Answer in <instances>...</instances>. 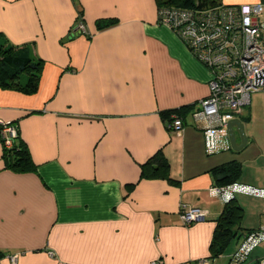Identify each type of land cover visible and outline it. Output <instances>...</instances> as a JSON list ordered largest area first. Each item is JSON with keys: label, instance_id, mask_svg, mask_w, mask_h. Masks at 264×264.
<instances>
[{"label": "crops", "instance_id": "obj_1", "mask_svg": "<svg viewBox=\"0 0 264 264\" xmlns=\"http://www.w3.org/2000/svg\"><path fill=\"white\" fill-rule=\"evenodd\" d=\"M158 14L156 0H0L2 38L44 62L36 94L0 88V121L19 123L37 166L6 170L0 137V254H19L16 264H231L233 254L210 259L224 207L215 171L238 162L259 172L262 151L252 131L240 153L226 137L207 150L192 114L211 75ZM108 20L117 23L99 31ZM81 22L87 34L71 38ZM191 106L171 131L163 113ZM160 151L172 183L141 179ZM183 205L206 217L183 225Z\"/></svg>", "mask_w": 264, "mask_h": 264}, {"label": "built area", "instance_id": "obj_2", "mask_svg": "<svg viewBox=\"0 0 264 264\" xmlns=\"http://www.w3.org/2000/svg\"><path fill=\"white\" fill-rule=\"evenodd\" d=\"M264 4L220 5L207 10H183L163 8L159 10L158 25L171 30L203 64L211 75L210 94L199 102L193 112L196 122L204 125L203 134L207 150L213 151L218 137L228 139V123L243 115L252 104V97L264 85H255V75L264 70ZM76 32L87 34L81 22ZM170 130L181 132L183 117L172 115ZM1 137L10 148L17 137L12 123L0 121ZM224 204L237 194L264 200V188L243 184L211 190ZM181 221L190 226L203 220L206 213L198 208L181 207ZM264 243V226L248 235L232 257L236 263L244 262L252 252ZM19 254L6 255L11 264L18 262ZM2 258H0L1 260ZM154 264H160L155 262ZM201 264H207L206 260ZM260 264H264V260Z\"/></svg>", "mask_w": 264, "mask_h": 264}, {"label": "trees", "instance_id": "obj_3", "mask_svg": "<svg viewBox=\"0 0 264 264\" xmlns=\"http://www.w3.org/2000/svg\"><path fill=\"white\" fill-rule=\"evenodd\" d=\"M159 10L163 8H175L183 10H207L216 6L223 5V0H156ZM264 4V0H260ZM117 23L116 20L99 21L97 28L103 31ZM75 32L72 37L77 36ZM81 35V34H80ZM30 50L26 46L16 47L8 43L0 35V88L3 90L15 91L24 95H34L39 89L44 62L40 58H33ZM193 106L173 111L164 112L163 116L171 117L178 114L183 117L184 114L191 111ZM243 122H250L247 117ZM17 128V137L13 139L10 148L6 147L4 140L0 137L3 145V159L5 169L13 173L25 174L36 171L31 152L27 144L23 141L20 134L18 122H12ZM170 164L164 154L160 151L153 156L146 164L142 166L141 179H161L174 182L169 177ZM243 176L242 165L238 162H231L218 168L215 171L216 186L226 188L238 184ZM134 186H131L132 190ZM244 208L235 197L229 203L224 204L220 217L216 220V229L211 243V260H216L223 256L233 240L238 241L237 246L252 232L259 229H243L241 224L244 219ZM237 247V249H238ZM264 243L255 249L244 262L235 264H260L264 260L262 251ZM237 251V250H236ZM235 254V253H234ZM233 254V255H234ZM9 254H0V258H5ZM13 255V254H11ZM232 255V257H233ZM231 257V262H233Z\"/></svg>", "mask_w": 264, "mask_h": 264}, {"label": "rangeland", "instance_id": "obj_4", "mask_svg": "<svg viewBox=\"0 0 264 264\" xmlns=\"http://www.w3.org/2000/svg\"><path fill=\"white\" fill-rule=\"evenodd\" d=\"M261 20L264 21V14L261 17ZM247 117L250 118V122L246 123L245 131L246 133L253 132L255 136L259 148L262 151V155L259 159V172L255 171L252 165H246L244 167L243 178L251 180L254 185L259 187L262 186V182H264V92L260 90L258 93H255L252 97V104L249 107L244 109L243 115L239 118L243 121ZM248 137V136H247ZM225 145L230 147V143L225 140ZM237 200L240 205L244 208V219L241 224L243 229L253 228L256 225V221L259 219V222L262 218H264V200L256 199L254 197H249L241 194L236 195ZM261 209L262 212H257L256 215L251 214V210L258 208ZM263 208V209H262ZM236 240H233L230 244L229 248L226 251V254H234L237 248ZM264 252V247H262V251ZM229 257L226 256L223 259V264L229 263ZM231 264H235L234 261Z\"/></svg>", "mask_w": 264, "mask_h": 264}, {"label": "water", "instance_id": "obj_5", "mask_svg": "<svg viewBox=\"0 0 264 264\" xmlns=\"http://www.w3.org/2000/svg\"><path fill=\"white\" fill-rule=\"evenodd\" d=\"M80 35V33L78 34ZM255 85H264V70L255 75ZM230 149L240 153L246 149L249 140L245 131V123L241 119H235L228 123L227 127ZM237 135L239 140L237 139Z\"/></svg>", "mask_w": 264, "mask_h": 264}]
</instances>
